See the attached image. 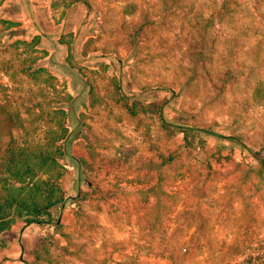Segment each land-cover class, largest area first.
<instances>
[{"label":"rangeland","instance_id":"374dc122","mask_svg":"<svg viewBox=\"0 0 264 264\" xmlns=\"http://www.w3.org/2000/svg\"><path fill=\"white\" fill-rule=\"evenodd\" d=\"M249 149L264 160V0H0V178L58 202L6 210L0 264H261Z\"/></svg>","mask_w":264,"mask_h":264},{"label":"trees","instance_id":"16d2710c","mask_svg":"<svg viewBox=\"0 0 264 264\" xmlns=\"http://www.w3.org/2000/svg\"><path fill=\"white\" fill-rule=\"evenodd\" d=\"M164 125H171V123L167 122L164 119ZM182 131L185 132V140L188 142V144L190 143V139H189V132H192L195 135H198L202 132L204 133H208V134H212L211 131L209 129H204L195 125H184V124H180L178 125ZM228 140H230L233 143H236L242 147H245V145L242 143V141L235 136H229L227 137ZM250 152L256 157V159L260 160L261 162H264V160H262L259 157V151H255L253 149H249ZM35 166L42 168L44 166H46L48 163L50 162H55L56 161V157L54 155H49V154H43V153H39L37 154L35 157ZM172 159V157H171ZM6 184L4 182V179L0 178V232L3 231L4 229L10 227L11 223H12V219L9 217L10 215H8L6 213V210L9 208H16V209H23V210H28V212L34 213L37 216H41V215H48L50 213V208H52L56 203L58 202H51V201H47V202H40V201H32V202H28L25 199H19L16 196L6 193ZM255 260H260L261 264H264V257L258 255L257 257H255Z\"/></svg>","mask_w":264,"mask_h":264}]
</instances>
